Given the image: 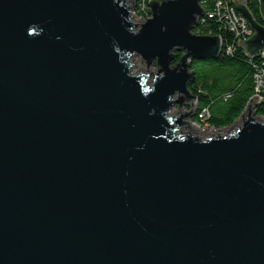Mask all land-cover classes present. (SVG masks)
<instances>
[{
    "label": "water",
    "instance_id": "obj_1",
    "mask_svg": "<svg viewBox=\"0 0 264 264\" xmlns=\"http://www.w3.org/2000/svg\"><path fill=\"white\" fill-rule=\"evenodd\" d=\"M132 3L0 0V264H264V97L197 133L189 64L221 38L200 0Z\"/></svg>",
    "mask_w": 264,
    "mask_h": 264
},
{
    "label": "trees",
    "instance_id": "obj_2",
    "mask_svg": "<svg viewBox=\"0 0 264 264\" xmlns=\"http://www.w3.org/2000/svg\"><path fill=\"white\" fill-rule=\"evenodd\" d=\"M219 1L224 3L225 0H200L204 14L197 19L192 32L219 36L223 44L221 52L215 58L191 61L189 67L193 76L188 85L189 93L198 102L193 121L201 122L199 116L205 109L206 124L216 129L232 125L240 116L255 94L254 74L264 68V52L255 58L249 57L240 42L235 41V34L218 19L216 3ZM235 1L231 0L229 6L241 14ZM246 5L253 18L264 26V0H246ZM182 55L183 51L174 50L171 65H178ZM153 62L158 66L157 59ZM253 111L257 116H264V103H255Z\"/></svg>",
    "mask_w": 264,
    "mask_h": 264
},
{
    "label": "built area",
    "instance_id": "obj_3",
    "mask_svg": "<svg viewBox=\"0 0 264 264\" xmlns=\"http://www.w3.org/2000/svg\"><path fill=\"white\" fill-rule=\"evenodd\" d=\"M149 1L151 0H133V3L130 7L131 13L136 15L144 13V16H140L142 19L150 17V6ZM161 2L163 0H156ZM231 0H225L224 3H216V15L219 20L225 22L226 26L235 34V41H245L252 35V29L250 28L247 19L242 15L237 13L229 5ZM264 52V51H262ZM255 79V94L261 97H264V68L259 69L254 74ZM261 104V103H260ZM204 114L208 115L207 111L202 110Z\"/></svg>",
    "mask_w": 264,
    "mask_h": 264
},
{
    "label": "rangeland",
    "instance_id": "obj_4",
    "mask_svg": "<svg viewBox=\"0 0 264 264\" xmlns=\"http://www.w3.org/2000/svg\"><path fill=\"white\" fill-rule=\"evenodd\" d=\"M131 15L134 17V22H136V23H141V22L144 21V19H142L141 17L137 16L135 13L134 14L131 13ZM153 61H154V59H153ZM153 61H152L151 67H150V71H152V72H154L155 71V68L157 67L156 64H155V62H153ZM132 63L134 64L133 65V69H132V72L133 73H143V74H147L148 73L146 64L144 63V61H143V59H142L141 56L134 57V59L132 60ZM189 83H188V85H189ZM196 104L198 105L197 100H196ZM196 108H197V106H196ZM196 108L188 116L187 119H188V121L192 122L195 125V127L198 129L197 130V133H202L204 131H212V130L216 129V128L211 127L208 124H206L205 117L207 118V115L204 114L203 111L201 112V115L199 116L200 119H201V122H195V121H193V115L195 114ZM262 117H264V116H262ZM230 126L223 127V128H219L218 130H225V129L229 128Z\"/></svg>",
    "mask_w": 264,
    "mask_h": 264
},
{
    "label": "bare ground",
    "instance_id": "obj_5",
    "mask_svg": "<svg viewBox=\"0 0 264 264\" xmlns=\"http://www.w3.org/2000/svg\"><path fill=\"white\" fill-rule=\"evenodd\" d=\"M146 19V18H145ZM133 73V72H132Z\"/></svg>",
    "mask_w": 264,
    "mask_h": 264
}]
</instances>
